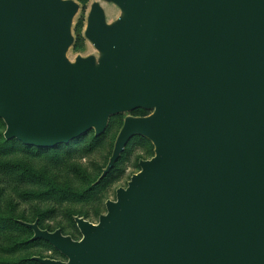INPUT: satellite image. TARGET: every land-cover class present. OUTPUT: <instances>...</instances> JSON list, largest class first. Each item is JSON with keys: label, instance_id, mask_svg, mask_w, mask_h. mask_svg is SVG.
I'll use <instances>...</instances> for the list:
<instances>
[{"label": "water", "instance_id": "obj_1", "mask_svg": "<svg viewBox=\"0 0 264 264\" xmlns=\"http://www.w3.org/2000/svg\"><path fill=\"white\" fill-rule=\"evenodd\" d=\"M84 30L98 55L67 53L80 4L0 0L4 138L54 149L127 116L101 179L135 136L154 156L93 224L22 223L66 261L264 264V0H103Z\"/></svg>", "mask_w": 264, "mask_h": 264}, {"label": "rangeland", "instance_id": "obj_2", "mask_svg": "<svg viewBox=\"0 0 264 264\" xmlns=\"http://www.w3.org/2000/svg\"><path fill=\"white\" fill-rule=\"evenodd\" d=\"M74 1L80 9L72 25L75 42L67 53L71 61L77 56L98 55L84 37L93 2H100L106 9L108 23L120 16L116 6L103 0ZM151 112L120 114L111 119L102 136L96 138L94 132H89L53 150L27 147L18 140L7 141V126L0 119V264H38L29 260L32 257L66 261L50 244L32 242L33 233L22 222L39 221L43 229H60L64 235L80 240L82 235L74 218L97 224L107 212L106 202L115 201L117 189L126 188L132 176L140 172V161L154 156L150 143L135 138L116 168L100 181L124 118Z\"/></svg>", "mask_w": 264, "mask_h": 264}, {"label": "trees", "instance_id": "obj_3", "mask_svg": "<svg viewBox=\"0 0 264 264\" xmlns=\"http://www.w3.org/2000/svg\"><path fill=\"white\" fill-rule=\"evenodd\" d=\"M137 111H143L144 113H147L148 111H145V110H136V111H134V112H137ZM149 114V113H148ZM148 114H144V115H140V116H146V115H148ZM116 116H118V115H116ZM115 117V116H114ZM113 118V117H112ZM111 118V119H112ZM111 119H110V121H111ZM110 124V123H109ZM109 127V126H108ZM122 127V126H121ZM108 129V128H107ZM107 131V130H106ZM93 132V131H92ZM86 136V135H85ZM82 137H84V136H82ZM81 137V138H82ZM97 138V137H96ZM135 138H141V139H143V140H145V141H147L148 143H150L151 144V146L153 147V149H154V146L152 145V143L147 139V138H145V137H142V136H135L134 138H132L131 140H130V142L128 143V145H127V147H126V149H125V151L128 149V147L130 146V144H131V142H132V140L133 139H135ZM80 139V138H79ZM74 141H76V140H74ZM74 141H72V142H74ZM71 142V143H72ZM70 143V144H71ZM59 147V146H58ZM54 149H57V148H54ZM48 150H51V149H48ZM53 150V149H52ZM125 151H124V153H125ZM123 153V154H124ZM123 154H122V156H123ZM121 156V157H122ZM121 159V158H120ZM120 159H119V161H120ZM119 161L115 164V166L113 167V169L107 174V175H105V177H103L100 181H103V180H105L106 178H107V176H109L110 175V173L116 168V166L119 164ZM36 222H38V224H39V226H40V228L41 229H43L42 228V226H41V224L39 223V221H36ZM23 223V222H22ZM24 223H29V222H24ZM35 223V222H34ZM32 224V223H31ZM23 225V224H22ZM23 226H25V225H23ZM26 228H28L27 226H25ZM29 230H31V232L33 233V230L32 229H30V228H28ZM47 230V229H46ZM33 236H34V233H33ZM33 236H32V239H33ZM37 242H39V241H43V240H36ZM35 240H33L32 242H36ZM43 242H45V241H43ZM45 243H47V242H45ZM47 244H49V243H47ZM42 258V257H41ZM30 261H32V262H36V263H38L37 261H35L34 260V257H32V258H30L29 259ZM38 264H40V263H38Z\"/></svg>", "mask_w": 264, "mask_h": 264}]
</instances>
